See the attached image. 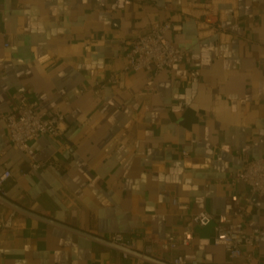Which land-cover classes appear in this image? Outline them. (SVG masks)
Instances as JSON below:
<instances>
[{"label": "crops", "instance_id": "obj_1", "mask_svg": "<svg viewBox=\"0 0 264 264\" xmlns=\"http://www.w3.org/2000/svg\"><path fill=\"white\" fill-rule=\"evenodd\" d=\"M155 22L180 26L168 39L189 61L127 70L132 40ZM22 96L65 115L62 136L31 142L32 156L11 145L5 121ZM0 155V175L12 174L3 194L32 212L121 234L169 264L180 253L198 264H264V196L236 182L244 160L264 157V0H0ZM235 195L251 202L246 231H261L253 263L214 244V222L190 224ZM167 233L191 246L161 252L154 240ZM0 264L154 263L19 213L16 228L0 230Z\"/></svg>", "mask_w": 264, "mask_h": 264}, {"label": "built area", "instance_id": "obj_2", "mask_svg": "<svg viewBox=\"0 0 264 264\" xmlns=\"http://www.w3.org/2000/svg\"><path fill=\"white\" fill-rule=\"evenodd\" d=\"M180 26L171 22H155L150 29L136 37L131 42V49L127 53V70L133 72L151 71L157 73L172 69L177 64L189 61L186 52L181 48H176L168 39V33L177 32ZM110 81H117L110 79ZM5 121L10 133L11 145L29 156L33 155L31 142L38 140L43 135L59 138L64 131L65 115L61 109L55 110L47 115L38 111V103L22 96L15 104L14 110ZM195 140H192V144ZM187 153L185 152V155ZM1 159V155H0ZM219 159H221L219 157ZM45 163H31V168L39 170ZM9 170L0 175V192H4L6 183L11 179ZM236 182L246 183L252 196H264V157L261 159L244 160L242 171L237 174ZM167 197L172 198L173 205L181 214L189 210V204L174 196L171 192H166ZM245 207L240 202V196L235 195L228 199L222 213L215 216L210 212L203 211L194 214L190 218V224L198 226H208L214 224L215 238L214 244L221 246L227 252L231 260L246 259L253 263L259 259L258 250L261 246V231L254 229L248 233L245 229L244 219L250 207ZM1 205H6L0 201ZM18 212L14 209L0 210V230H8L17 227ZM241 218V220H236ZM190 236H177L167 233L163 239L154 240L158 249L163 253L174 252L180 246L189 248L191 246ZM113 245L123 249L136 251V241L127 240L121 234H114L109 239ZM249 248L247 254L244 248ZM154 247L151 245L147 253H153ZM125 259L135 257L128 252H121ZM171 264H198L196 260L189 259L185 254H177L171 259Z\"/></svg>", "mask_w": 264, "mask_h": 264}, {"label": "water", "instance_id": "obj_3", "mask_svg": "<svg viewBox=\"0 0 264 264\" xmlns=\"http://www.w3.org/2000/svg\"><path fill=\"white\" fill-rule=\"evenodd\" d=\"M0 201H2L4 204L8 205L9 207H11L12 209L16 210L17 212L19 213H22V214H25L27 216H30V217H33V218H36L38 220H41L43 222H46V223H49V224H52V225H55V226H58V227H61L63 229H66V230H69V231H72V232H75L77 234H80V235H83V236H86L96 242H99V243H102L104 245H107L111 248H114L116 250H119L120 252H128L129 254H131L132 256H135V257H139V258H143L145 261L147 262H151V263H154V264H169V263H165L164 261L154 257V256H149V255H142L141 253L137 252V251H134V250H127V249H123L117 245H113L112 243L109 242L108 239L106 238H102V237H99V236H96V235H93V234H90V233H87L85 231H82V230H79L77 228H74L72 226H69L67 224H64V223H61V222H58L52 218H49L47 216H43L41 214H38L36 212H32L22 206H20L19 204L9 200L3 193L0 192Z\"/></svg>", "mask_w": 264, "mask_h": 264}]
</instances>
